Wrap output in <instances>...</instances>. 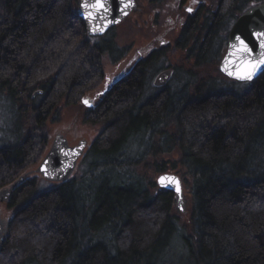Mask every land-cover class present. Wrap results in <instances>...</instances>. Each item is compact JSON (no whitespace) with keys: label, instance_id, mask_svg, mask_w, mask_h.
Returning <instances> with one entry per match:
<instances>
[{"label":"trees","instance_id":"16d2710c","mask_svg":"<svg viewBox=\"0 0 264 264\" xmlns=\"http://www.w3.org/2000/svg\"><path fill=\"white\" fill-rule=\"evenodd\" d=\"M261 3L218 1L118 76L84 111L103 130L77 172L46 188L30 173L50 148L48 121L102 84L103 52L116 63L131 47L117 58L114 37L92 44L78 0H0V99L14 114L0 191L18 183L0 264H264V74L239 83L219 71L232 26ZM177 51L184 68L151 86ZM150 171L182 175L191 198L185 256L172 262L180 213Z\"/></svg>","mask_w":264,"mask_h":264},{"label":"rangeland","instance_id":"374dc122","mask_svg":"<svg viewBox=\"0 0 264 264\" xmlns=\"http://www.w3.org/2000/svg\"><path fill=\"white\" fill-rule=\"evenodd\" d=\"M191 1L193 3L205 4V7H213V5H215L219 0ZM137 3L139 10L133 12L115 30L119 46H130L132 48L131 52L126 56L125 59L117 64L111 63L107 57H104L102 60L104 65V72L106 73L105 80L108 82L113 80L120 73L127 72L130 68H132L134 62L139 58L140 55L148 53L151 49L159 48V42L161 41V39H165L167 41V46H173L174 42L178 39L181 33V23L187 16L186 13L181 9L180 0H160L157 2H152V0H137ZM184 60V55L181 52L177 51L169 55L164 67H177L178 69L182 67L184 68V66L182 65ZM163 69L151 74V86H153L155 78L161 71H163ZM208 75H214V73L208 72ZM104 83L105 81L102 82V84H100V86H98L95 90L85 95L83 98H97L99 94H102ZM150 91L152 90L150 89ZM103 97L104 95L96 99L95 104H97L98 101ZM83 107L81 105L64 106L63 104L60 106L59 114L57 115L56 120L52 121L50 119L47 123L49 128V135L51 137L50 146L54 137L59 133L65 135L70 146H76L81 140H86L88 142V145H90L102 132V124L92 125L84 123L83 114L85 109L87 108L84 105ZM13 121L14 114L11 106L5 100L0 99V145L4 144L5 141L11 138L10 128L12 127ZM165 159L176 160L177 155H173L172 157ZM166 173L178 175L182 179L184 184L182 175L172 171H167ZM32 175L39 176L41 178L43 187L50 188L56 184L44 180L38 174ZM149 175L153 176L155 178V181H157V178L161 174H155L154 172L150 171ZM184 194L187 208L185 213H180L178 211L180 213V230L173 241L170 254L165 257V260L168 262L178 260L181 257L185 256V250L181 241L182 236L190 235L191 233V198L187 189L185 188V184ZM17 210L18 207L9 208L8 203L0 202V218L5 222H8L17 212Z\"/></svg>","mask_w":264,"mask_h":264},{"label":"water","instance_id":"95a60500","mask_svg":"<svg viewBox=\"0 0 264 264\" xmlns=\"http://www.w3.org/2000/svg\"><path fill=\"white\" fill-rule=\"evenodd\" d=\"M93 0H78V15L82 20L85 30L90 37H99L105 35L109 30L114 27L121 25L133 12L139 10L137 0H104L107 5V11H97L92 8H84L85 3L91 4ZM91 13V16L88 13ZM264 30V3L258 4L246 10L242 15L238 17L234 25L232 26L226 52L220 62L219 71L230 80L239 83H252L256 81L261 75L264 74V68L256 73L252 80L242 82L229 76L225 67L228 70L233 69V60L229 59V53L235 51L233 45L237 44V36L242 37L249 47L252 49L251 55L259 58L260 54L264 49H261L260 42L253 35L254 32ZM235 59V58H233ZM173 75L172 69H167L160 73L155 81L154 85L157 88L166 86L171 80ZM84 101H88L85 104ZM83 105L92 109L94 107V100L90 97L82 99ZM89 145L86 140H81L78 145L70 146L68 139L64 134H57L50 146L48 153L40 163L37 169L32 174L40 175L44 180L52 183H63L67 182L76 173L79 163L84 157ZM161 177H175L178 181L180 191L177 192V185L175 183H167L161 185ZM25 177L20 179V183L24 181ZM160 189L174 193L176 199V207L180 213L186 212V201L184 194V184L182 179L172 173H162L156 181ZM18 183H15L11 187L0 191V202L9 203L13 191ZM7 222L0 218V245H4L7 240Z\"/></svg>","mask_w":264,"mask_h":264},{"label":"snow or ice","instance_id":"6c2138e0","mask_svg":"<svg viewBox=\"0 0 264 264\" xmlns=\"http://www.w3.org/2000/svg\"><path fill=\"white\" fill-rule=\"evenodd\" d=\"M83 7L103 12L108 10L104 0H93L91 4L85 3ZM188 10L191 11V9ZM88 15L91 16V13L89 12ZM253 35L257 40H259L261 49H264V30L254 32ZM236 40L238 43L233 45V49H235V51L229 53V59L233 60V69L230 71L227 67H225L224 71H226L229 76H232L237 80L247 82L252 80L256 73L264 68V51L261 52L259 58L254 57L251 55L252 49L242 37L237 36ZM84 103L88 104L89 102L84 101ZM166 182L175 183L177 185V192L180 191L178 181L175 177L160 178L161 185H165Z\"/></svg>","mask_w":264,"mask_h":264},{"label":"flooded vegetation","instance_id":"af4514ba","mask_svg":"<svg viewBox=\"0 0 264 264\" xmlns=\"http://www.w3.org/2000/svg\"><path fill=\"white\" fill-rule=\"evenodd\" d=\"M157 1H160V0H152V2H157ZM220 1V0H219ZM180 5H181V9H182V11L183 12H185L186 13V18H185V20L181 23V25H182V27H181V33H180V35H179V37H178V39L180 38V36L182 35V32L185 30V28H186V26H187V24L191 21V20H196V19H202V17H203V15L207 12V8L208 7H205V4H202V3H193L191 0H180ZM188 9H191V11H189ZM118 27V26H117ZM117 27H114V28H112L111 30H109L105 35H103V36H99V37H90V40H91V43L92 44H98V43H101V42H105V41H109L112 37H114V39H115V42H116V46H113L112 47V51H113V49L115 48V57H117V58H120V55H121V52H122V49L123 48H125V46H119V44H118V42H117V37H116V34H115V30H116V28ZM177 39V40H178ZM176 40V41H177ZM175 41V42H176ZM174 42V43H175ZM160 43V47L159 48H155V49H151L148 53H150L151 51H157V50H162V49H164L165 47H167V41L165 40V39H161V41L159 42ZM131 49L132 48H130L129 49V51H128V53L123 57V58H120L119 60H118V62H116V63H113V61H112V55H111V51L110 50H107L106 52H103V54H102V56H101V58H102V60H103V58L104 57H107L108 59H109V61L111 62V63H113V64H117V63H119V62H121L123 59H125L126 58V56L131 52ZM148 53H146V54H148ZM146 54H144V55H140L139 56V58L134 62V64L139 60V59H142L144 56H146ZM133 64V65H134ZM133 67V66H132ZM131 69V68H130ZM129 69V70H130ZM167 69H170V68H168L167 66L166 67H164V69H163V71H165V70H167ZM128 70V71H129ZM173 70V75H174V69H172ZM163 71H161L160 73H162ZM123 73V72H122ZM122 73H120L119 75H117L113 80H111L110 82H108V81H106L105 80V76H106V73L104 72V74H105V76H104V80H103V82L105 81V83H104V89L102 90V94L100 95H98V97L97 98H95V99H93L94 100V107L93 108H95L100 102H101V100L103 99V98H101V100H99L98 101V103L97 104H95V100L96 99H98L99 97H101V96H103V95H105L107 92H108V90H109V88H110V86H111V84H113V82L115 81V79L118 77V76H120ZM159 73V74H160ZM158 74V75H159ZM173 75H172V77H173ZM156 79V78H155ZM172 79V78H171ZM170 82V81H169ZM161 89V88H160ZM81 103H82V100H81ZM92 108V109H93ZM88 109V108H87Z\"/></svg>","mask_w":264,"mask_h":264}]
</instances>
